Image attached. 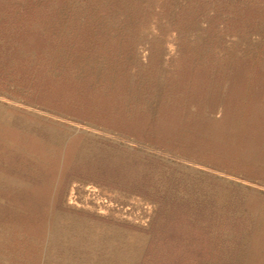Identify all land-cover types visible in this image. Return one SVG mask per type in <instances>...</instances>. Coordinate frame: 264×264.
Masks as SVG:
<instances>
[{"label":"rangeland","instance_id":"rangeland-1","mask_svg":"<svg viewBox=\"0 0 264 264\" xmlns=\"http://www.w3.org/2000/svg\"><path fill=\"white\" fill-rule=\"evenodd\" d=\"M0 264H264V0H0Z\"/></svg>","mask_w":264,"mask_h":264}]
</instances>
